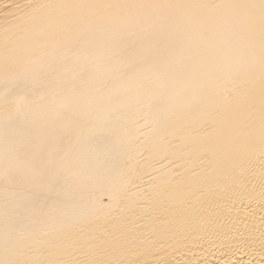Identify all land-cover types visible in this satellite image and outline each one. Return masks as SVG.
Returning <instances> with one entry per match:
<instances>
[{
  "label": "bare ground",
  "instance_id": "obj_1",
  "mask_svg": "<svg viewBox=\"0 0 264 264\" xmlns=\"http://www.w3.org/2000/svg\"><path fill=\"white\" fill-rule=\"evenodd\" d=\"M0 264H264V0H0Z\"/></svg>",
  "mask_w": 264,
  "mask_h": 264
}]
</instances>
